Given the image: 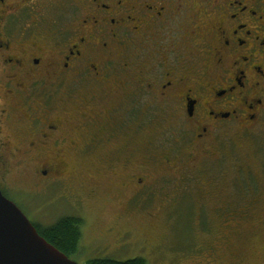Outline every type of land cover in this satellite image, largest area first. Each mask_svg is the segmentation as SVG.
Masks as SVG:
<instances>
[{
  "label": "flooded vegetation",
  "instance_id": "flooded-vegetation-1",
  "mask_svg": "<svg viewBox=\"0 0 264 264\" xmlns=\"http://www.w3.org/2000/svg\"><path fill=\"white\" fill-rule=\"evenodd\" d=\"M165 124L179 128L186 160L175 147L132 142ZM232 132L238 148L250 138L256 144L264 182V0H0V189L8 198L15 164L34 151L55 154L39 165L43 176L64 172L72 153L80 166L90 158L102 176L127 168L137 145L144 170L124 178L137 188L129 202L156 191L154 199L174 209L181 200L163 193L165 176L150 179L152 167L164 175L207 173L208 163L227 158L217 143L228 149ZM86 181L69 185L68 198L89 202ZM216 185L206 180L202 201H188L209 208ZM263 196L257 190L252 202L212 203L222 224L236 220L238 235L249 237L264 234ZM230 239L208 244L199 261L228 264ZM233 257L247 262L238 252Z\"/></svg>",
  "mask_w": 264,
  "mask_h": 264
},
{
  "label": "rangeland",
  "instance_id": "rangeland-1",
  "mask_svg": "<svg viewBox=\"0 0 264 264\" xmlns=\"http://www.w3.org/2000/svg\"><path fill=\"white\" fill-rule=\"evenodd\" d=\"M148 128L150 129L149 125ZM238 135V132H232L227 137L228 149L224 140L221 144L218 141L217 146L223 148V156L227 158L208 163L207 173H186L181 176L174 172L176 175H164L163 169L152 167L154 176L150 179L155 181L160 176H165L159 179V182L164 183L163 193L181 200L180 205L177 204L174 209L169 207L171 202L160 201L162 197L154 199L156 191L153 199L150 197L144 202H137L135 198L129 202L137 193V188L133 183L127 185L124 178L130 170H144L142 162L145 159L142 158L145 155L137 145L136 151L130 156L132 163L127 168L118 165L113 174L108 172L102 176L94 173V164L90 158L85 157L86 165L80 166V157L76 153L69 156V167L64 172L60 170V174H57L49 171L47 176H43L37 172L39 165L42 162H54L55 154L47 153L44 157L34 151L33 154L23 157L18 165L15 164L16 169L9 177L10 183H15V186L9 194L34 224L50 226L65 216L81 217L84 222L81 251L79 255L72 257L79 264H88L90 260L126 261L138 257L145 259L147 264H205L206 261H199L203 260L199 255L204 250L208 254L206 249L210 248V243L223 245L227 235L231 238L229 244L234 245L224 255L231 257L228 264H237L233 257L237 252L247 259L245 264H264V234L254 230L249 237L246 233L243 236L238 235L234 228L238 221L222 224L212 203L219 198L228 202H252L257 190L264 195L260 163L254 156L256 144L250 138L247 142L242 141L245 148H238L241 145ZM261 135L264 136V132ZM180 136L182 134L175 124H165L162 132L154 131L135 138L132 142L153 141L165 149L175 147L178 154H182L185 147L181 148ZM177 145H180L181 153ZM131 146L133 148L134 144ZM97 150L103 152L108 149ZM182 157L186 160L187 156ZM52 176L56 177L53 181L49 180ZM212 178L217 183L215 192L218 195L207 198V202H210L209 208H200L198 203L192 204V201H202L200 188L206 180L210 181ZM81 179L87 180V187L84 190L81 187V191L89 202H74V198H68V186L71 185L72 190L74 187L78 188L77 184ZM260 182L263 184L260 185ZM93 189L98 192L96 196L93 195ZM142 197L144 196L137 198ZM251 224L254 222L246 221L244 226L250 227ZM109 227H112L111 232L107 231ZM208 227L212 228V232ZM123 230L129 234L125 233L120 243L124 240L125 242L116 248L119 244L117 239ZM146 240L150 241L151 246Z\"/></svg>",
  "mask_w": 264,
  "mask_h": 264
},
{
  "label": "water",
  "instance_id": "water-1",
  "mask_svg": "<svg viewBox=\"0 0 264 264\" xmlns=\"http://www.w3.org/2000/svg\"><path fill=\"white\" fill-rule=\"evenodd\" d=\"M0 264H79L50 243L0 189Z\"/></svg>",
  "mask_w": 264,
  "mask_h": 264
},
{
  "label": "trees",
  "instance_id": "trees-1",
  "mask_svg": "<svg viewBox=\"0 0 264 264\" xmlns=\"http://www.w3.org/2000/svg\"><path fill=\"white\" fill-rule=\"evenodd\" d=\"M83 219L79 216H65L50 226L36 224L40 234L69 257L79 255L83 239ZM88 264H147L143 258L126 261L113 259L90 260Z\"/></svg>",
  "mask_w": 264,
  "mask_h": 264
}]
</instances>
